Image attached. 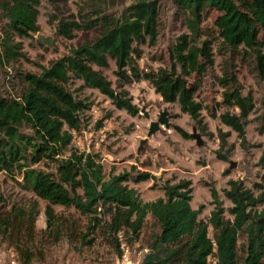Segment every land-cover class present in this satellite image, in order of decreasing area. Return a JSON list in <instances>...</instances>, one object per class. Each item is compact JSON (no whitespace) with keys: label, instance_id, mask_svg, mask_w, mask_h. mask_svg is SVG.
Wrapping results in <instances>:
<instances>
[{"label":"trees","instance_id":"trees-1","mask_svg":"<svg viewBox=\"0 0 264 264\" xmlns=\"http://www.w3.org/2000/svg\"><path fill=\"white\" fill-rule=\"evenodd\" d=\"M77 18L59 20L56 33L66 39L72 32L93 33L68 54L40 67L38 74L18 72L16 95L0 94V173L15 179L19 188L45 203V228L35 227L36 204L22 207L12 204L0 207V241L6 242L21 264L42 260L40 241L55 244L75 235L83 246H91L98 236L120 256L122 246L139 239L148 224L145 245L148 252L141 264H264V190L261 184L253 198L251 189L239 180L227 183L223 190L230 207L224 209L214 188H209L213 209L204 223L198 209L190 206L192 188L189 180L165 182L160 186L163 197L143 202L129 183L152 180L147 172L131 171L103 174L97 157L89 152L70 150L73 133L81 130L80 113L88 105L77 99L70 89L73 81L82 88L95 89L119 110L135 116L138 109L127 97L124 87L134 81H146L167 104H176L181 113L201 126L202 105L195 100L200 80L213 67L211 41L198 38L205 34L203 22L213 16V30L220 44L232 52L253 60L259 79H264L261 61L264 35V0H171L174 13L183 17L188 31L177 37L168 49L170 65L143 72L136 61L140 46H154L158 36L159 7L156 0H136L120 10H104L102 2L87 0ZM38 0H0V18L4 21L0 37V67L23 58L20 43L39 31ZM210 34V33H208ZM41 44V42H40ZM112 60L116 67L117 90L111 87L93 66L107 67ZM222 89L221 103L235 112L220 115L223 125L233 131L241 143L246 142L245 126L254 111L249 92L231 73L230 65L217 78ZM264 122V99L261 102ZM202 129V127H200ZM176 130L185 136L176 127ZM224 143V142H223ZM38 162L52 165L45 171L32 167ZM264 165V149L258 160ZM254 201L260 209L253 214ZM0 197V203H1ZM72 209L87 218L85 233L66 234V217L53 207ZM227 213L228 217L224 214ZM212 235L209 236L208 228ZM40 235V239L38 238Z\"/></svg>","mask_w":264,"mask_h":264},{"label":"rangeland","instance_id":"rangeland-1","mask_svg":"<svg viewBox=\"0 0 264 264\" xmlns=\"http://www.w3.org/2000/svg\"><path fill=\"white\" fill-rule=\"evenodd\" d=\"M37 24L39 31L29 37L16 38L20 43L23 58H18L15 63L0 67V94L16 95L19 93V84L14 78L18 72L38 74L40 67H46L52 61L68 54L69 50L90 39L93 33L84 34L81 31L72 32V38L66 39L56 33L59 20L69 21L77 18V11L85 8L87 0H38ZM101 1L104 10L116 11L136 0H97ZM159 7L158 36L154 46H140L141 55L136 64L143 72L156 70L159 67L170 65L168 49L176 43L177 37L187 34L188 31L183 21L174 13L171 0H156ZM213 16L208 15L202 24L205 34L198 38V46L203 39L211 41L213 53V67L202 76L199 88L195 95L203 110L201 111V126L179 111L176 104H167L162 101L151 85L146 81H134L124 87L127 97L138 109L135 116L124 110L116 109L108 98L95 89L82 88L79 81L70 85L73 95L84 101L89 107L80 113L81 130L73 133L72 142L67 148L70 150L85 151L95 155L102 165L105 178L109 174H119L131 171L147 172L156 177V184L152 180L138 183H129L134 188L143 202H150L163 197L160 186L165 183H175L180 179L189 180L192 188L190 206L202 210L198 219L206 222L210 211L213 209L209 188H214L218 201L224 209L230 203L224 197L223 190L231 180H239L251 189L253 198L257 197L258 189L254 184H261L264 190V165L258 164L261 152L264 149V122L261 119V102L264 99V79L261 80L253 66V60L242 53L232 52L220 44V38L213 30ZM4 21L0 18L1 27ZM210 33V34H208ZM50 38L53 46H46L39 42L37 36ZM263 49L261 61L264 63V35L261 36ZM107 67L93 66L111 87L117 90L116 67L112 60L107 61ZM230 65L231 73L237 78L243 93L249 92L254 102V111L249 116L245 126L244 144L236 134L220 121V115L225 112H235L221 103L222 89L217 78L221 77L223 70ZM166 112L167 125H159L157 131L147 137L149 124L156 121L160 113ZM185 133V136L177 130ZM200 135L202 145L197 146L190 138L192 129ZM141 140H145L139 148ZM224 142V143H223ZM230 162L235 167H229ZM32 167L45 171L53 170L52 165L44 166L38 162ZM15 179L0 173V207L17 204L30 207L36 204L37 217L35 227L38 233L45 228L43 210L45 203L28 191L16 184ZM56 214L66 217L72 223L67 225L66 234L72 229L75 233H85L87 218L74 213L72 209L60 206L53 207ZM260 207L251 202L249 210L257 214ZM228 217V214H224ZM142 229L139 239L131 245V255L141 245H145L148 235V224ZM209 236L212 235L211 227L208 228ZM70 241L65 238L55 244L40 241L38 249L42 251V260L32 261L31 264H115L117 255L101 239L96 236L91 246H83L80 238L75 235ZM40 239V235H38ZM0 248L6 251L2 256L9 260V249L13 248L6 242L0 241ZM14 251V250H13ZM14 264H21L16 260Z\"/></svg>","mask_w":264,"mask_h":264},{"label":"built area","instance_id":"built-area-1","mask_svg":"<svg viewBox=\"0 0 264 264\" xmlns=\"http://www.w3.org/2000/svg\"><path fill=\"white\" fill-rule=\"evenodd\" d=\"M137 248L138 250L134 251L131 255L132 249L128 246H122V253L120 256L116 257L115 264H141V260L143 256L148 252V249L142 246ZM8 253H10V258L9 260H5L2 256L6 255V251L0 248V264H14V251L12 249H9Z\"/></svg>","mask_w":264,"mask_h":264},{"label":"water","instance_id":"water-1","mask_svg":"<svg viewBox=\"0 0 264 264\" xmlns=\"http://www.w3.org/2000/svg\"><path fill=\"white\" fill-rule=\"evenodd\" d=\"M37 39L39 40V42L45 44L46 46H53V42L50 38H45V37H41V36H37ZM166 112L163 111L160 113L159 117L157 118L156 121H152L149 124V128H148V132H147V137L151 136L155 131L158 130L159 125L163 124V125H167V119H166ZM190 138H192L197 146H201L202 145V141H201V137L200 135L195 131V128L192 129V133L190 134ZM145 140H141L140 144H139V148L140 146L143 144ZM229 167L233 168L235 167V163L230 162ZM262 180H264V176L261 177Z\"/></svg>","mask_w":264,"mask_h":264}]
</instances>
